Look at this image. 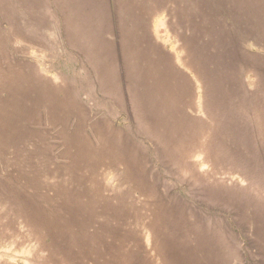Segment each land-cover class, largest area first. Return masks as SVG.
Instances as JSON below:
<instances>
[{
	"label": "rangeland",
	"instance_id": "rangeland-1",
	"mask_svg": "<svg viewBox=\"0 0 264 264\" xmlns=\"http://www.w3.org/2000/svg\"><path fill=\"white\" fill-rule=\"evenodd\" d=\"M0 264H264V0H0Z\"/></svg>",
	"mask_w": 264,
	"mask_h": 264
},
{
	"label": "crops",
	"instance_id": "crops-1",
	"mask_svg": "<svg viewBox=\"0 0 264 264\" xmlns=\"http://www.w3.org/2000/svg\"><path fill=\"white\" fill-rule=\"evenodd\" d=\"M150 42H151L152 44H154L155 40H152V39H151Z\"/></svg>",
	"mask_w": 264,
	"mask_h": 264
}]
</instances>
